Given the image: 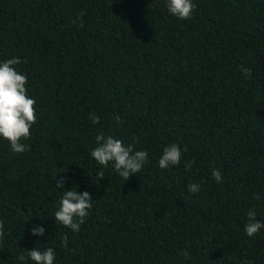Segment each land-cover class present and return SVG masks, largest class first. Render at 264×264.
Returning a JSON list of instances; mask_svg holds the SVG:
<instances>
[{
  "label": "trees",
  "instance_id": "16d2710c",
  "mask_svg": "<svg viewBox=\"0 0 264 264\" xmlns=\"http://www.w3.org/2000/svg\"><path fill=\"white\" fill-rule=\"evenodd\" d=\"M192 2L181 20L167 0H0V62L21 60L37 116L25 152L0 138V264L47 247L54 264H264V228L244 230L264 223V0ZM98 134L146 150L141 172L98 165ZM72 189L93 196L76 232L54 218Z\"/></svg>",
  "mask_w": 264,
  "mask_h": 264
},
{
  "label": "clouds",
  "instance_id": "9594fccd",
  "mask_svg": "<svg viewBox=\"0 0 264 264\" xmlns=\"http://www.w3.org/2000/svg\"><path fill=\"white\" fill-rule=\"evenodd\" d=\"M167 8L171 15L184 20L191 19L192 13L196 9V5L192 0H167ZM86 13H80V16ZM76 23V21H73ZM84 22L79 21V27H83ZM19 58L13 57L0 62V138L7 140L11 150L15 153H23L29 147L22 143L23 140L30 139L32 125L36 123V101L28 95L26 85L28 83L27 76L17 71L16 65L20 64ZM245 79L251 78V69L243 65L240 66ZM89 119L93 124L100 122V117L94 113L89 115ZM115 120L118 124L123 125L124 121L120 116H116ZM97 146L91 151V157L98 165L108 167L112 165L115 172L127 181L132 175L140 173L144 164L148 161V152L146 150H135L133 146H125L123 141L115 139L112 136L98 134L95 137ZM187 148L183 149L186 152ZM182 159V150L176 143H172L163 150V154L159 159V167L167 169L170 166H178ZM192 161L185 163L184 167L191 170ZM91 175V174H90ZM212 177L217 183L222 182V174L220 170L213 169ZM99 180L104 178L103 172L97 173ZM56 187L62 189L64 187L63 180L56 182ZM201 189L199 183H191L187 186L189 193H198ZM260 199L259 195L255 197ZM93 196L88 192L82 193L77 190L63 191L60 199L59 210L55 212V220L60 224L70 228L73 232L80 230V225L85 222L89 214V210L93 207ZM249 222L245 226V232L249 237L256 235L262 228L264 223L256 219L254 210L248 212ZM4 230V222L0 220V242H2ZM43 226H34L32 235H44ZM68 237H63V244L67 247ZM28 257L35 264H54L56 253L51 247L44 250L33 249L26 251ZM188 258L189 253L184 250L181 253ZM19 260H25V256L21 254Z\"/></svg>",
  "mask_w": 264,
  "mask_h": 264
}]
</instances>
